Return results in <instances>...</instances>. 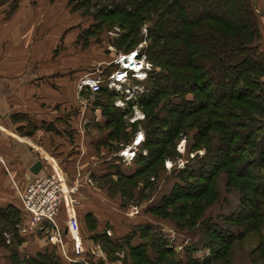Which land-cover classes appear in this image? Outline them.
I'll return each instance as SVG.
<instances>
[{
  "label": "trees",
  "instance_id": "obj_1",
  "mask_svg": "<svg viewBox=\"0 0 264 264\" xmlns=\"http://www.w3.org/2000/svg\"><path fill=\"white\" fill-rule=\"evenodd\" d=\"M74 1H77L75 11L82 15V20L86 17L92 22L77 36V43H81L82 48L90 44L87 43L89 38H96L98 33L107 34L119 25L127 32L118 38L107 35L106 46H100H105L107 53L111 52L108 45L129 53L143 42L142 29L150 22L147 27L149 43L144 51L154 64V70L138 98V104L147 112L148 121L143 126L147 137L143 147L148 154H139L135 161L139 165L137 169L132 173H122L121 170L117 181L135 182L145 170L172 158L170 147H174L173 141L195 131L194 142L187 148L189 160L183 169L176 168L179 181L169 195L150 207L149 213L159 219H171L179 231L196 229L203 223L199 222L200 213L219 199L218 185L223 173L227 177L226 189L237 191L241 200L232 214L220 217V224L205 226L202 245L211 249V255L203 261L179 259L175 250L169 248L167 240L161 236L152 241L149 239L150 227L143 226L138 230L139 227L135 226L133 233L114 238L108 231H99L98 221L91 213L86 217L88 235L79 221L86 254L82 257L70 254L73 259H78L73 264H103L93 255L95 245H99L111 261L120 260L118 254L128 250L130 264H231L232 257L228 256L233 243L244 240L251 233H257L261 238L264 230V46L254 2ZM18 5L13 0L12 9L7 14H12ZM94 63L86 62L82 72L93 73L99 62ZM103 69L110 73L117 66L113 64L112 70L110 66ZM95 97L104 106L108 126L126 112L114 108L117 95L106 86ZM131 104L132 101L128 106ZM16 119L27 118L17 116ZM29 127L27 135L37 128L31 123ZM114 131L120 135L119 128ZM213 142L218 145L213 146ZM201 150L205 152L203 156L199 154ZM191 153L195 154L192 159L189 157ZM90 176L94 180L97 178L95 173ZM149 183L151 180L147 181ZM129 186L121 193L129 195ZM195 187L198 189L194 190ZM25 215L23 206L0 207V247L8 251L11 264H66L67 259L61 258L58 249L23 256L19 248L24 237L18 226ZM50 225L48 227L52 228ZM106 228L116 229L109 223ZM5 233L11 234L10 244ZM191 249L197 250L193 245L187 246L186 256ZM263 249L264 238H261L255 251L260 252L257 259H264ZM122 260L127 263V258Z\"/></svg>",
  "mask_w": 264,
  "mask_h": 264
},
{
  "label": "rangeland",
  "instance_id": "obj_2",
  "mask_svg": "<svg viewBox=\"0 0 264 264\" xmlns=\"http://www.w3.org/2000/svg\"><path fill=\"white\" fill-rule=\"evenodd\" d=\"M7 1L8 0H0V4H6ZM15 1L16 4H19L23 0ZM29 1H31L32 6L39 3V0ZM41 2L43 4L40 6L42 11L41 14L43 15V12L45 11L47 15V25L45 29L42 27V32L44 31L45 35L43 41H41L39 38H37V40L33 39V42H35V45L38 48L36 49L35 46H32L31 52L33 58L39 55V52L43 55L45 44L47 45L48 40L53 38L54 42L51 50L52 54L46 50L47 57H50L48 59H56L55 57H58V55L59 58L64 55L65 61L66 59L68 60V58H71L73 61L75 59L81 63H96V61L99 62L100 64L97 63L98 65L95 71L107 66H110V69L112 70L113 61H115L114 57L116 58V55L125 52L119 51L116 46L108 45V50L111 52L107 53V49L105 47L106 38L107 35L112 38H118L123 32L125 33L126 28L122 29L121 26L116 25L110 29L111 31L107 32V34L98 33L96 38L88 39L87 43L90 44L86 46L87 49L86 47L82 48L81 43H77L78 38H75L73 33L75 32L78 36L81 31L90 27L92 22H90L86 17L85 20H82V15L75 11L77 1L41 0ZM33 7L37 8L36 15L39 16L40 11L38 6ZM149 25L150 22H147L144 25L142 29L144 40L139 44H143L145 48H147L149 43L147 40V27ZM67 38L73 40V43L66 44ZM90 45L92 46L88 48ZM100 45L105 46L103 47ZM110 47L113 49L111 50ZM38 64L39 61L36 60V65ZM72 75L64 82V84L70 88L69 92L65 93V97L72 98L73 103H69V106L64 112L65 123L63 128L64 134L68 137L69 141L74 140V148L71 152H76L77 145L75 144H78L81 150L78 151V154L79 157L81 155L82 158L78 159L79 157H75L72 160L71 155L64 154V157L61 158L62 161L60 164L64 170L62 174H64L63 178L66 182L73 184L74 182L77 183L78 179H80V183L81 180L85 181L84 185L86 187L79 196V203L76 204L77 206H75V210L78 208V211L83 213L81 210L84 208V200L86 201V199L89 198L94 203L99 213H111V215L116 218V221L113 224L117 229L124 231L128 229L133 230L137 227H139L138 230H140V228L143 226L150 227L152 231L151 238L149 239L152 241L158 236H161L164 240L168 241L169 246V235H175V238L180 239L181 242L184 237H186L190 240V246L193 245V247L197 248V250L191 249L192 251L188 253L189 255H185L186 258L183 259V261L187 262L188 259H198L203 261L208 258L211 255V249L205 248L202 245L205 226L207 227L208 225L211 226V224H220V217L232 214L237 209L241 200V195L237 191L226 189L225 182L227 177L224 173L219 179V199L216 203H214L213 206L209 208L207 207L205 211L200 213V216L202 217L199 222L202 223L203 221V223L196 229L193 228L187 231H179V229L176 227L177 225L171 219H159L149 213L150 207L153 206L155 202L158 203L161 199H163L164 196L169 195L174 185L179 181L177 175L178 171L176 168L183 169L187 163V160H189L187 148L190 147L191 142H194L193 135L195 134V131H191L189 132V135L181 136L178 138L179 140L177 139L176 141H173L172 146L174 145V151L179 154V157L177 156L178 154L176 152L174 153V147H170L172 158H168L164 163L153 165L149 169L145 170V173L136 179V183H126V181L120 183L117 181L120 177L118 176V174L121 173L120 171L122 170V173L134 172L137 169V166H139L135 163L138 155L142 154L144 156L148 154V150L143 147L147 137L146 130L143 127L148 121L146 109L138 104V99L136 102L131 104L130 107L126 105L124 108H118L114 103V108H118V110L120 109V111L123 110L126 112L123 114V116H120V119L117 121L114 120L115 122L108 126L107 117H105L106 114L103 112L104 106H102V103L98 97H92L78 92L80 94V98L79 102L77 103L75 99V92L70 93L71 88L76 86L77 82L75 76L72 78ZM59 83L63 84V82ZM222 91L224 90L222 89ZM141 94L142 93H139L136 97L139 98ZM151 108L153 109L155 107L152 106ZM161 114L164 115V112ZM77 122L80 123L79 130H76ZM49 128L54 132H58L54 124L49 125ZM117 128H119V131L121 130L120 135H116V131H114ZM138 133H142L144 135L145 142L136 151L134 150L136 155L133 160L125 161L122 152L126 146L133 144V141ZM118 136H120V141L117 140ZM51 139L52 141H48L47 144L53 146L55 144V137L53 136ZM36 142L41 143V140L37 139ZM217 145L218 144L216 142H213V146ZM204 153V150L199 152L201 156H203ZM194 156L195 154L191 153L189 157L192 159ZM77 159L78 161L75 163ZM74 163L75 165L73 166L84 168L86 174H82L79 177L76 169L75 174H71L72 172L70 166ZM122 166L126 167L125 170ZM158 172L159 176L157 177L156 175ZM92 173H95V177H97L95 180L90 176ZM155 177L157 178L155 179ZM149 180H151L152 183H149L148 185L147 181ZM129 185H131V193L129 195L122 194V189L126 187L129 188ZM197 189L198 188L195 187L194 190ZM191 203L193 202L191 201ZM119 204H124L125 206L120 207ZM178 204L179 203H177L176 206H178ZM124 214H128V216H125ZM59 216L61 218H59ZM58 218L56 220V230L64 231V229L67 227V217L63 212H61L60 215H58ZM126 218L132 221H127ZM22 224L23 223L18 226V231L20 234L29 228V223H27L25 226ZM10 235L11 234L9 233H5L8 244L11 242ZM262 236L263 237L261 238L263 240L264 230L262 231ZM261 238L257 233H251L249 236L247 235L244 240L235 241L231 247L230 255L228 257H232L231 259L233 261V258L236 257L241 251L244 252V250L247 251L248 249L253 251L257 250L258 246L260 245ZM205 256L207 257L202 259ZM255 257L251 256L253 260H256L254 259Z\"/></svg>",
  "mask_w": 264,
  "mask_h": 264
},
{
  "label": "crops",
  "instance_id": "obj_3",
  "mask_svg": "<svg viewBox=\"0 0 264 264\" xmlns=\"http://www.w3.org/2000/svg\"><path fill=\"white\" fill-rule=\"evenodd\" d=\"M252 1L259 17L264 46V0ZM12 4L13 0H8L6 4H0V156L4 161L0 167V207L16 205L22 208L21 194L35 178L38 176H48L53 172H56V175L59 174L60 177H64V174H62L64 170L60 164L61 158L64 157V154L71 155L72 160L75 157H79L78 151L80 150V146L75 144L77 145L76 152L72 153L74 140L69 141L68 137L64 134V112L69 106L68 104L73 103L72 98L65 97V93L69 92L70 88L64 82L72 74V78L75 76L78 85L73 86L70 93L75 92V99L78 103L80 98V94L78 93L80 92L78 90L80 80L89 73L85 74L82 72L86 63H81L75 59L73 61L71 58L65 61L64 55L60 58L58 55V57H55L56 59H48L50 57H47L46 50L52 54L53 38L48 40L47 45L45 44L43 55L39 52V55L33 58L31 52L32 46L38 49L33 41L37 40V38L43 41L45 36L44 31L42 32V27L46 28L47 15L45 11L43 15L41 14L40 6L43 4L39 0L37 5H33L38 6L40 11L39 16L36 15L37 8L33 7L29 0H23L19 3L18 8L8 15L7 13L12 9ZM73 34L76 38L77 34L75 32ZM67 43H73V40L67 38ZM36 60L39 61L38 65H36ZM59 82H63V84ZM81 93L87 94L86 92ZM17 116H24L27 119L19 121L16 119ZM29 123L35 125L37 128L35 132L33 131L30 135H27L30 131ZM51 124L55 125L58 132L44 127ZM79 127L80 123L77 122L76 130H79ZM53 136L55 137V144L53 146L48 145L47 142L52 141L51 137ZM37 139L41 140V143L36 142ZM81 158L80 155L78 159ZM38 161H41L42 166L37 176L31 172V168ZM75 163L70 166L71 174H75V169L79 177L82 174H86L84 168L73 166ZM84 183V180H81V183L80 179L77 181V184H80L82 187L81 192L86 187ZM79 196H77V202L74 204L73 211L79 219L85 235H88V230L85 226L87 222L86 217L91 213L95 215L99 231L101 232L108 231V234L114 238H120L133 233L134 229L122 231L117 228L114 230L106 228L107 224L112 225L116 221V218L111 213H99L89 198L86 201L84 200V208L81 210L83 213H80L78 208L75 210L76 204L79 203ZM61 212L67 217L64 206L60 208L58 215ZM124 215L128 216V214ZM25 217L22 221L23 226L29 223V219ZM57 218L58 216H56V220ZM59 218L61 217L59 216ZM126 220L132 221L127 218ZM28 226L29 228L22 233L24 241L19 248L23 256H36L39 253L51 252L54 249H58L57 252L59 251L58 253L61 258L67 259L65 261L66 264H73L78 260L77 258L73 259L74 257L70 255L76 253V251L67 233V227L64 231H61L56 230L57 226L52 227L50 225L52 228L46 227L47 232H44L45 229L38 230L30 223ZM56 234L60 243H54L50 240L51 236ZM168 240L170 242L169 248L172 247L175 250L177 257L181 260L185 259L186 248L190 245V240L184 237L181 242L180 239L175 238V235H169ZM135 241H138V238H135ZM82 247V254L76 253L79 257L86 254L83 242ZM93 249V255L99 258V261L103 264H130L131 259L128 256V250L118 254L120 260L111 261L99 245H95ZM250 250L239 252L233 258L232 264H264V259H257L260 256V252ZM251 256H256L254 258L256 260H253ZM124 258H127V263L122 260ZM10 261L8 251L0 247V264H11ZM94 261L97 262L96 260ZM97 264L101 263L97 262Z\"/></svg>",
  "mask_w": 264,
  "mask_h": 264
},
{
  "label": "built area",
  "instance_id": "obj_4",
  "mask_svg": "<svg viewBox=\"0 0 264 264\" xmlns=\"http://www.w3.org/2000/svg\"><path fill=\"white\" fill-rule=\"evenodd\" d=\"M110 49L113 48L110 47ZM144 50L145 46L141 44L129 53L116 55L115 61H113V64L117 66L116 70L107 73L103 68L97 69V71L81 78L78 90L95 97L106 86L117 95L116 107L124 108L126 105L128 106L129 102H136L138 99L136 96L144 92L145 81L154 70V64ZM144 142V135L138 133L133 144L126 146L122 152L125 161L133 160L136 155L135 151ZM3 163L4 161L0 156V167ZM56 174L53 172L48 176L37 177L24 189L21 200L26 213L25 218H28L29 223L38 230H43L50 224L52 227H56V216H58L60 208L64 206L67 213V230L74 242L76 253L82 254L79 220L73 211L82 187L77 183L69 184L63 177ZM51 241L59 242L57 234L51 236Z\"/></svg>",
  "mask_w": 264,
  "mask_h": 264
},
{
  "label": "water",
  "instance_id": "obj_5",
  "mask_svg": "<svg viewBox=\"0 0 264 264\" xmlns=\"http://www.w3.org/2000/svg\"><path fill=\"white\" fill-rule=\"evenodd\" d=\"M41 166H42V163L41 161H38L36 164L33 165V167L31 168V172L34 174V175H39L40 171H41ZM38 177H42V176H38Z\"/></svg>",
  "mask_w": 264,
  "mask_h": 264
}]
</instances>
